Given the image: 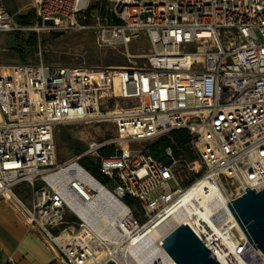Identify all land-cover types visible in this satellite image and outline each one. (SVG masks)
<instances>
[{"label": "built area", "instance_id": "1", "mask_svg": "<svg viewBox=\"0 0 264 264\" xmlns=\"http://www.w3.org/2000/svg\"><path fill=\"white\" fill-rule=\"evenodd\" d=\"M100 1L33 3L44 27L93 29L103 48L129 49L144 36L152 48L139 56L146 63L49 65L41 51L35 63H0V201H14L53 246V264H128L142 232L189 203L183 225L220 264H264L229 207L247 188L264 190V0H112L110 20L89 24ZM22 30L0 0V35ZM99 124L112 126L109 138H94L58 163V126ZM179 130L192 137L203 170L189 183L174 169L182 160L166 166L148 150ZM105 148L115 153L102 156ZM167 155L173 158L172 149ZM84 158L99 165L126 211L105 235L72 207L97 198ZM22 184L30 205L15 192Z\"/></svg>", "mask_w": 264, "mask_h": 264}, {"label": "rangeland", "instance_id": "2", "mask_svg": "<svg viewBox=\"0 0 264 264\" xmlns=\"http://www.w3.org/2000/svg\"><path fill=\"white\" fill-rule=\"evenodd\" d=\"M5 2L15 23L23 30L0 35V63L4 65L35 63L36 55L41 51L45 63L49 65L87 68L142 67L146 59L139 56L148 54L152 49L144 36L129 49L103 48L99 45L97 33L93 29L65 32L44 27L38 18L33 0H5ZM97 5L95 9L92 6L89 10V24L93 25L99 21L103 23L111 18L112 0H103ZM24 22L25 25L22 24ZM100 128L105 132L104 134L100 133ZM111 128L110 124L90 127L58 126L55 133L58 163L62 164L76 156L85 149L86 143L94 138L97 140L109 138ZM133 148H140V146L134 145ZM190 151L197 157L195 160L187 159L174 166L175 171L185 183L194 180L203 172L199 163L195 162L198 160L197 153L193 149ZM183 159H185L184 154ZM171 186L173 189L177 187L174 182H171ZM15 192L24 203L30 205L31 190L28 184L18 186ZM1 202L0 207H4L16 224L22 225L25 230L19 253L26 255L31 251L38 258V264H53L50 261L53 246L37 230L30 229L14 201ZM140 220L143 221L144 218L141 217Z\"/></svg>", "mask_w": 264, "mask_h": 264}, {"label": "bare ground", "instance_id": "3", "mask_svg": "<svg viewBox=\"0 0 264 264\" xmlns=\"http://www.w3.org/2000/svg\"><path fill=\"white\" fill-rule=\"evenodd\" d=\"M87 180L94 188L97 198L84 207L79 205H72V207L86 221L90 229L99 234H108L126 211L124 208L121 210V203L95 177L90 176ZM193 207L194 204L189 203L180 212L170 211L147 227L140 235L144 241L133 252L135 259L128 261V264H176L164 250L163 240L177 226L188 223L187 216L193 212ZM228 211L226 207L225 212Z\"/></svg>", "mask_w": 264, "mask_h": 264}, {"label": "water", "instance_id": "4", "mask_svg": "<svg viewBox=\"0 0 264 264\" xmlns=\"http://www.w3.org/2000/svg\"><path fill=\"white\" fill-rule=\"evenodd\" d=\"M229 207L253 246L264 255V190L247 188ZM162 246L176 264H220L188 225L176 227ZM107 264L116 263L111 260Z\"/></svg>", "mask_w": 264, "mask_h": 264}, {"label": "trees", "instance_id": "5", "mask_svg": "<svg viewBox=\"0 0 264 264\" xmlns=\"http://www.w3.org/2000/svg\"><path fill=\"white\" fill-rule=\"evenodd\" d=\"M98 5L93 6L96 8ZM25 25V22L22 23ZM172 149L173 158L167 155V150ZM192 137L186 130L173 131L168 136L162 137L159 140L151 143L148 146L150 154L157 160L163 162L166 166H172L174 161L185 160L193 161L195 157L192 153ZM102 156H110L115 153V148H105L102 150ZM183 154L185 159H183ZM82 165L86 168L101 184L106 185L107 177L100 171L99 165L90 158H84ZM17 194V193H16ZM18 195V194H17ZM127 204L136 205L137 203L132 199H126Z\"/></svg>", "mask_w": 264, "mask_h": 264}, {"label": "crops", "instance_id": "6", "mask_svg": "<svg viewBox=\"0 0 264 264\" xmlns=\"http://www.w3.org/2000/svg\"><path fill=\"white\" fill-rule=\"evenodd\" d=\"M24 236L22 225L16 224L4 207H0V264H38V258L33 252L29 251L26 255L19 253Z\"/></svg>", "mask_w": 264, "mask_h": 264}]
</instances>
